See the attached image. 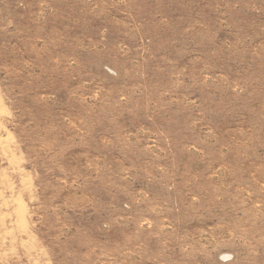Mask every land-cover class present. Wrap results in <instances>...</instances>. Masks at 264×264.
I'll return each instance as SVG.
<instances>
[{
	"label": "rangeland",
	"instance_id": "obj_1",
	"mask_svg": "<svg viewBox=\"0 0 264 264\" xmlns=\"http://www.w3.org/2000/svg\"><path fill=\"white\" fill-rule=\"evenodd\" d=\"M0 264H264V0H0Z\"/></svg>",
	"mask_w": 264,
	"mask_h": 264
}]
</instances>
